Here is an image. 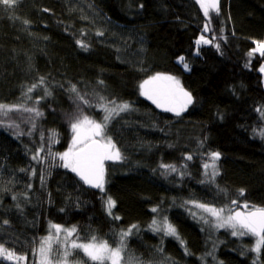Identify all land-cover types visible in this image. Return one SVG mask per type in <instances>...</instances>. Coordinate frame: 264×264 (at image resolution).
I'll use <instances>...</instances> for the list:
<instances>
[{
  "label": "trees",
  "instance_id": "1",
  "mask_svg": "<svg viewBox=\"0 0 264 264\" xmlns=\"http://www.w3.org/2000/svg\"><path fill=\"white\" fill-rule=\"evenodd\" d=\"M201 36L211 43L197 46ZM258 41L264 42V0H219V12L208 17L196 0L0 3V103L42 113L0 115V244L26 257L23 264H39L40 241L54 234L52 224L74 226L80 242L96 236L113 247L121 231L137 225L123 264H253L256 238L216 228L196 204L264 207V55H249ZM157 73L176 77L191 93L193 103L180 116L140 94V83ZM73 85L93 105H81L85 114L98 122L104 115L98 104L130 105L105 129L123 159L105 161L103 192L55 156L69 147L70 117L81 103ZM212 152L220 153L214 181L203 167ZM165 217L180 239L149 227ZM52 248L57 261L64 244L53 240ZM68 259L92 264L79 250ZM0 264L14 263L0 257Z\"/></svg>",
  "mask_w": 264,
  "mask_h": 264
},
{
  "label": "snow or ice",
  "instance_id": "2",
  "mask_svg": "<svg viewBox=\"0 0 264 264\" xmlns=\"http://www.w3.org/2000/svg\"><path fill=\"white\" fill-rule=\"evenodd\" d=\"M16 0H0V3L7 7L14 5ZM203 9L204 16L210 15V10L219 12V0H196ZM205 31H208V25H205ZM102 35V33H98ZM201 42L204 44L211 43L210 40L205 39L203 36L196 41L197 45ZM82 48H87L82 41H77ZM257 47L249 53L260 52L264 55V42H256ZM219 48V45H216ZM183 61V57L179 58ZM184 68L188 70V65L184 64ZM264 71V68H261ZM43 79H40V83H43ZM101 83H103L101 81ZM37 87L33 84L28 92H32ZM140 94L151 100L158 108H162L166 112H173L176 116H180L182 112L186 111L188 106L193 103V97L190 92L186 91L180 84V81L167 74L157 73L148 79L144 80L139 85ZM73 93H76V98L81 103L76 105L77 112L74 116L70 117L69 127L72 133L69 147L62 153H56L55 156L59 157L62 162L61 166L65 169H69L72 173H75L84 184L90 185L93 188L104 191V176H105V161L121 160L123 159L120 150L116 147V144L112 141L110 136H106L105 129L114 116H118L121 112L127 111L130 105L126 102L117 103L115 100L102 102L97 105L104 115L98 122L96 119L91 118L88 114H85L84 107L81 105L92 107V103L80 95L76 86L73 85L70 89ZM50 95V93H46ZM31 99V97H28ZM100 101H105V97H100ZM39 101L37 100V103ZM111 105V107L109 106ZM13 111H24L34 113L35 116H41L42 113L36 108H28L24 105H8L0 103V115L7 116ZM18 127V125H10ZM34 126V125H33ZM264 136V133H261ZM55 132H53V137ZM43 151V148L40 149ZM49 155H52L49 151ZM210 163H204L203 167L206 170V175L210 176L212 181L219 175L216 162L220 159L219 152H212L209 154ZM34 160H39V152L32 157ZM186 159L191 160V156H187ZM162 168L176 172L177 169L174 165H161ZM211 168V173L207 170ZM43 180V177H41ZM29 187H31L29 185ZM239 195H244V190H239ZM15 199V197H13ZM106 210L109 215H112V208L115 207V201L108 197L106 202ZM231 205L237 206L234 210L232 207L216 208L207 204H196V207L202 209L205 213H208L210 217L214 218L216 228L231 229L232 236H252L255 237V243L249 251L257 253V259L253 261V264H258L259 254L262 248H264V207L250 206L247 202L243 205H239L237 200H232ZM242 207L243 210H240ZM157 208H153L152 212H157ZM119 219V217H114ZM201 219H204L201 217ZM204 222L210 223L205 219ZM5 224L8 221H4ZM137 225H132L129 229L121 231L119 234L118 246H111L108 241L98 240L96 236H92L87 242H80L78 236L73 238L76 234V228H63L61 225L52 224L51 228L54 229V234H49L40 241V247L38 249L39 264H70L69 256L73 251L79 250L92 264H123L122 253L126 248V240L132 234V230L137 228ZM153 231L163 232L165 236H173L177 239L179 235L177 229L168 221L167 217L159 222L154 218L149 226ZM63 233V241H60V235ZM55 240L57 243L64 244V251L62 256L57 261H53L51 253L53 251L52 243ZM181 244L183 241L181 240ZM187 251V249H186ZM0 257L8 260H25L24 256H17L14 252L6 249L0 244ZM128 264H132V260L128 261Z\"/></svg>",
  "mask_w": 264,
  "mask_h": 264
},
{
  "label": "rangeland",
  "instance_id": "3",
  "mask_svg": "<svg viewBox=\"0 0 264 264\" xmlns=\"http://www.w3.org/2000/svg\"><path fill=\"white\" fill-rule=\"evenodd\" d=\"M200 39V38H199ZM198 39V40H199ZM197 44V43H196ZM202 44V42L199 44V45H201ZM199 45H197V46H199ZM256 47H257V45H256ZM255 47V48H256ZM258 52V51H257ZM261 68H264V63L261 65V67H260V72H261V74H262V83H263V86H264V71H261ZM214 219V218H213ZM5 259V258H4ZM6 261H9V262H11V263H14V264H23L24 263V260H20V261H17V260H15V259H13V260H8V259H5Z\"/></svg>",
  "mask_w": 264,
  "mask_h": 264
},
{
  "label": "water",
  "instance_id": "4",
  "mask_svg": "<svg viewBox=\"0 0 264 264\" xmlns=\"http://www.w3.org/2000/svg\"><path fill=\"white\" fill-rule=\"evenodd\" d=\"M75 174V173H74ZM76 175V174H75ZM76 177L79 179V177L76 175ZM80 180V179H79ZM82 183H84L82 180H80ZM88 188H90L91 190H94V191H96V190H98L97 188H93V187H91L90 185H87V184H85Z\"/></svg>",
  "mask_w": 264,
  "mask_h": 264
}]
</instances>
